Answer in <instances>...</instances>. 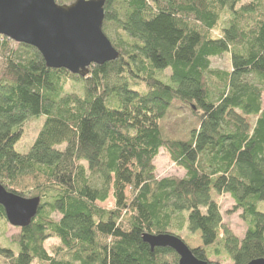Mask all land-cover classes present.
Instances as JSON below:
<instances>
[{
	"label": "trees",
	"instance_id": "trees-1",
	"mask_svg": "<svg viewBox=\"0 0 264 264\" xmlns=\"http://www.w3.org/2000/svg\"><path fill=\"white\" fill-rule=\"evenodd\" d=\"M104 12L119 57L86 77L0 36V184L40 199L16 248L0 242V261L180 264L144 236L184 232L199 236L200 261L264 260V0H105ZM224 55L230 71L213 69ZM42 116L19 153L24 126ZM161 151L183 178L157 177ZM225 195L243 239L224 223ZM8 224L0 205V240Z\"/></svg>",
	"mask_w": 264,
	"mask_h": 264
},
{
	"label": "water",
	"instance_id": "water-1",
	"mask_svg": "<svg viewBox=\"0 0 264 264\" xmlns=\"http://www.w3.org/2000/svg\"><path fill=\"white\" fill-rule=\"evenodd\" d=\"M104 7L105 0H76L71 6H60L56 0H0V36L35 48L50 69L86 77L92 65L101 66L119 57L103 32ZM0 205L8 223L24 229L36 217L40 199L22 198L0 184ZM144 242L152 250H173L180 264H216L198 260L174 235H145ZM250 264H264V260Z\"/></svg>",
	"mask_w": 264,
	"mask_h": 264
},
{
	"label": "rangeland",
	"instance_id": "rangeland-1",
	"mask_svg": "<svg viewBox=\"0 0 264 264\" xmlns=\"http://www.w3.org/2000/svg\"><path fill=\"white\" fill-rule=\"evenodd\" d=\"M212 61V68L223 70V71H230L231 69V62L229 55H224L219 58H214ZM74 90L75 92L80 91V85L75 82L69 83L68 90ZM46 118L44 116L35 118L28 122L24 126V134L19 143L16 146V150L19 153H28L38 135L42 129V126L45 122ZM156 166V175L158 178H168V177H178L183 178L185 176L184 171L178 169L170 160L168 155L161 151L160 155L155 161ZM216 201L220 204L222 208V215L224 219L225 225L240 239H243L246 234V225L241 218L240 212H233L234 209V202L230 196L225 195L222 197L215 196ZM104 207H111L112 202L106 203L103 205ZM261 210L264 211V202L259 205ZM3 232V233H2ZM2 236L0 242L2 246L11 247L13 249L16 248V243L18 242V237L21 233L19 228L12 227L10 224L5 228V230H1ZM186 232L182 233V238H184V242L189 248H195L199 244H201V240L199 242V236L196 235L194 238L188 237ZM57 244L56 240H49L46 244L47 248L51 250V248ZM213 263L219 264H232L230 259L227 255L223 254L220 258L212 257L210 259ZM0 264H4L0 261Z\"/></svg>",
	"mask_w": 264,
	"mask_h": 264
}]
</instances>
